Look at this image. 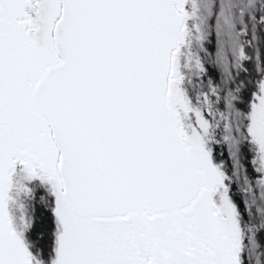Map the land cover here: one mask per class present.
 I'll return each mask as SVG.
<instances>
[{
    "label": "snow or ice",
    "instance_id": "6c2138e0",
    "mask_svg": "<svg viewBox=\"0 0 264 264\" xmlns=\"http://www.w3.org/2000/svg\"><path fill=\"white\" fill-rule=\"evenodd\" d=\"M0 264H264V0H0Z\"/></svg>",
    "mask_w": 264,
    "mask_h": 264
}]
</instances>
